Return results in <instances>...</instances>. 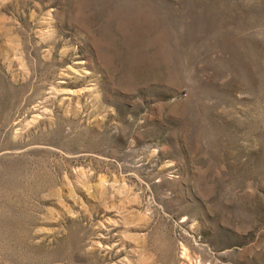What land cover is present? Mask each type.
Returning a JSON list of instances; mask_svg holds the SVG:
<instances>
[{
	"label": "rangeland",
	"instance_id": "374dc122",
	"mask_svg": "<svg viewBox=\"0 0 264 264\" xmlns=\"http://www.w3.org/2000/svg\"><path fill=\"white\" fill-rule=\"evenodd\" d=\"M0 264H264V0H0Z\"/></svg>",
	"mask_w": 264,
	"mask_h": 264
}]
</instances>
